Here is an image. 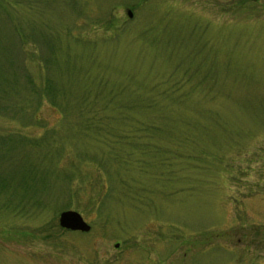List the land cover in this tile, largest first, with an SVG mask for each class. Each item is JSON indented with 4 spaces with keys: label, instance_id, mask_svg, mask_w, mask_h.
Wrapping results in <instances>:
<instances>
[{
    "label": "rangeland",
    "instance_id": "rangeland-1",
    "mask_svg": "<svg viewBox=\"0 0 264 264\" xmlns=\"http://www.w3.org/2000/svg\"><path fill=\"white\" fill-rule=\"evenodd\" d=\"M0 264H264V0H0Z\"/></svg>",
    "mask_w": 264,
    "mask_h": 264
},
{
    "label": "water",
    "instance_id": "water-1",
    "mask_svg": "<svg viewBox=\"0 0 264 264\" xmlns=\"http://www.w3.org/2000/svg\"><path fill=\"white\" fill-rule=\"evenodd\" d=\"M129 16L132 15L130 9L127 10ZM58 222L60 226L69 229H79L82 231H87L90 229V224L86 222L80 212L74 209H65L60 212L58 217ZM117 245V243H115Z\"/></svg>",
    "mask_w": 264,
    "mask_h": 264
}]
</instances>
